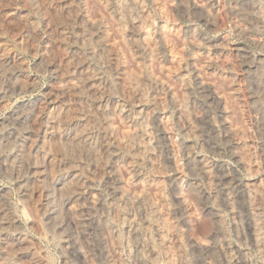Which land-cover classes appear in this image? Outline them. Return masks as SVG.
Returning a JSON list of instances; mask_svg holds the SVG:
<instances>
[{"label":"rangeland","instance_id":"rangeland-1","mask_svg":"<svg viewBox=\"0 0 264 264\" xmlns=\"http://www.w3.org/2000/svg\"><path fill=\"white\" fill-rule=\"evenodd\" d=\"M0 1V29L2 30L0 37L7 42L12 51L21 57L24 67L23 83L29 86V92L15 94L5 106L0 107V123L20 105L32 103L36 100L47 101L57 93L59 80L45 73L42 67L47 60L55 62L58 67L63 66L66 61L64 59V50L59 46L56 31L58 23L63 21V18L59 15V7L62 1L70 9V15L66 18V20H69V26L66 27V30L73 36V40L77 43L79 50L83 51L86 46V43H82L80 39L81 34L88 36V42L96 48L98 55L102 58L106 52L103 50L101 44L104 42L107 43L111 48V53H114L113 56L117 57L115 58L117 59L119 68L136 82V85L143 92V96L146 97L144 109L148 113H152L149 118L151 125L148 123L150 132L149 145H151L149 147L152 149V158L154 157L153 163L156 167L144 166L140 168L144 174L149 176V179L153 180L151 186L150 184L145 185L141 183L140 185L139 183L140 187L138 183L136 184L134 182L132 173L127 174V169L123 164V161L126 160V152L124 153V150L118 148L116 151L118 154L122 153L119 154L121 160L119 158L114 161L106 158V163L109 165V168H107V173L104 178L93 179L87 184L89 189L94 190L96 194L98 193L97 195L95 194V197L98 196V199L96 198L99 200L98 206L95 208V206L84 201L75 205L78 216L83 220L82 223L91 221L90 224L88 223L89 226L86 225L87 223L84 224V228L89 231L87 232L89 235L86 237L87 241L84 243L86 246L84 244L82 245V250L89 258L87 263H105V254L108 251L106 247L109 242L107 234L112 233V231L119 232L122 230L121 224L119 226L117 210L118 208H124L125 213L129 210V203L126 205L124 202L119 201L121 200L120 192L122 190L129 192L131 189L133 191L132 193L135 194H148L147 196H149V199L153 203L158 198L159 202L154 203L156 206H160L162 201H164L160 208L166 205L165 218L168 225L167 233L168 235L170 234V237L167 235V244H169L170 251L173 252L175 264H218L205 251H201L197 245V242L202 243V241L211 237L210 234L213 232L210 231L211 228V230H214V219L211 215L208 216L209 211L207 209L208 207L210 209V206L212 207L211 209L216 208L222 214L223 223L225 229H227L226 233H228L227 239L233 247L232 251H235V253L238 252V256L246 255L253 262L252 264H264V257L259 254V251L247 238L243 204L239 195L236 196V193L239 194L236 189L237 183L238 185H243L252 182L258 191L260 189L262 190L259 192L258 198L264 204V198L261 196L264 194V152L261 143L264 137V126H261V122L258 121L259 119H257L258 117L252 109L253 102L251 103L250 99L252 88L249 80H247V73L250 67L253 68L259 64L260 69L264 67L262 66L264 63V0H252L259 6L258 13L261 12V15L257 13V19L259 23L262 22L261 24H257L258 21L251 22L253 25H256H254V32L256 31V34L253 32V37L241 35L240 31L235 28L231 16L224 14V7L222 6H225L230 0H215V2L218 1L215 4L216 6H213V21L215 27H211L207 23L199 10L190 12L189 16L184 15L182 9L176 7L175 0H140L144 14L147 13L145 14L146 19L154 29H152L154 34L159 26L163 24V18L164 23H166L167 33L165 32L164 39L168 48L167 50H161L160 56L155 57L139 54L133 38L129 35L130 29L127 26L118 27L111 15V11L101 0ZM191 1L194 5L201 4H199L201 0ZM233 1L242 2V0ZM197 2L198 4H196ZM160 9L164 12V17L160 15ZM218 42L226 44V46H223V51L225 52L222 55L214 47L216 44H219ZM199 43L205 44V47H195V44ZM207 44L209 47H207ZM240 53H244L243 55H245L246 59ZM96 59L97 57H88V60L92 63V68L97 72L103 73V67ZM247 59H250V61ZM261 70H264V68ZM182 71L183 73L186 71V74L189 75V84L191 86L189 85L188 91L183 89L179 81L180 75L183 74ZM204 86H207V90L203 88ZM129 99L131 101L127 100V106L134 107L137 105L135 104L137 102L136 98L130 96ZM131 102H133V105ZM184 102L186 103L185 105L188 104L186 106L187 118L182 114L183 112L180 106ZM115 122L116 124L118 123L117 121ZM115 122L114 135L120 139L119 137L126 131V126L124 123H118L116 127ZM190 129L191 131H189ZM162 130L166 132L167 138L161 134ZM230 133L236 135L235 140L239 138L238 140L245 142L244 148L248 152L247 159H249L248 161L250 163L249 169L247 170L241 168L242 166L235 152V150L237 151V147L234 145L236 141L231 138ZM36 139L40 141L42 137L37 135ZM83 157H87L86 160L90 161V158L85 153ZM169 158H172L175 163L177 162L175 164L177 167L170 162ZM198 158L205 162L207 161V165L209 164V168L211 167L212 169H210V178L212 179H207L202 174L200 175V172L196 171L198 169L196 168L197 160L199 161ZM113 162H116L115 165L112 164ZM194 163L196 166L193 165ZM2 170L0 167V186L8 190L6 191L9 194V203L14 214L20 220V228L14 234L27 235V244L30 242L36 255L39 253V258L42 259L41 261L44 264H63L60 235L51 230L50 226L48 227L49 224L45 225L43 231L36 230L35 227L30 226V219H32L31 213L28 208L22 209L18 206L19 200L16 195L15 183ZM224 171L227 176L223 175ZM108 173L110 175L107 177ZM123 176L126 177V181H123ZM108 179H111L112 182H106L109 181ZM154 180L155 183H159L164 187L162 198L165 199H162V201L158 196L159 192L158 194L156 192L157 189ZM122 183H125V187ZM89 185L92 187H89ZM222 190H228L232 193L233 210L226 209L227 206L221 198ZM123 205L124 207H122ZM202 206L204 207L202 208ZM95 212H97L98 216L101 215L100 218L104 222L102 221L101 224L97 225L95 222H92L90 219L91 216L89 215ZM61 217L66 221L67 216L64 212L61 213ZM39 218H41L39 219L40 221L45 222V219L43 220L41 216ZM212 219L213 223L211 222ZM169 225L174 228L173 230L180 232L178 235H182L181 238L175 236L176 231L173 232L171 229V232ZM103 226L105 229H103ZM65 228L67 229L66 233L73 234L72 236H74L71 229ZM73 239L75 238L73 237ZM207 242H211V240H207ZM155 245L156 247L158 246L157 241H155ZM69 256L67 258L69 264H82V260H79L75 253H71ZM124 259V264L134 263L129 257H124ZM161 263L166 264L164 261H160L157 264Z\"/></svg>","mask_w":264,"mask_h":264},{"label":"bare ground","instance_id":"bare-ground-1","mask_svg":"<svg viewBox=\"0 0 264 264\" xmlns=\"http://www.w3.org/2000/svg\"><path fill=\"white\" fill-rule=\"evenodd\" d=\"M102 1L111 11V15L118 27L127 26L128 29H130L129 35L133 38L136 49L140 55L155 57L158 55L160 56L161 50H167L168 45L164 39L167 27L166 23H164V18L163 24L159 26L154 34L150 22L146 19L145 14L147 13L144 14L140 0H101V2ZM175 2L177 5L176 7H180L184 15L189 16L190 12L199 10L207 23L211 27H215L213 21V6L216 2L218 3V1L201 0V2H199V4L201 3L200 5H194L191 0H175ZM196 4H198V2ZM222 7H224V14L231 16L235 28L240 31L241 35L243 34L248 37L252 36L255 24L253 25L251 22L258 21L257 24L262 23L261 20V23H259L257 19L259 6L252 0H242V2L230 0ZM59 8V15L63 18V21L56 26L57 40L59 46L62 47L61 49L64 50V59L66 61L65 63L63 62V66L58 67L55 62L47 60L42 67L45 73L59 80V88L57 93L47 101L36 100L32 103L20 105L0 123V167L1 170L3 169L2 171L8 174L6 176H10L15 183L17 193L15 194L18 196L19 200L18 206L22 209L28 208L30 211L32 216V219H30V226L33 228L35 227L36 230L43 231L45 225L49 224L48 227L50 226L51 230L60 235L63 264H69L67 258L71 253H75L78 259L82 260V264H89L87 263L89 258L82 250V245L87 241V232H89L84 228V224H86L87 221L84 224L82 223L83 220L78 216L77 207H75V205L84 201L95 206V208L98 206V196L95 197L98 193L96 194L94 190L89 189L87 184L93 179L104 178L107 173V168H109V165L106 163V158L114 161L119 158L121 160L119 154L122 153H117L116 150L118 148L124 150V153L126 152V160L123 161V164L127 169V174L132 173L136 184L138 183L139 185L140 183L141 185V183H144L145 185L150 184L151 186L153 180L149 179V176L144 174L140 168L144 166L156 167L153 163L154 157L152 158V149L149 147L151 146L149 145V118L152 113L150 114L144 109L146 97L143 96V92L136 85V82L119 68L117 57L115 56V58L113 56L114 53H111L109 45L105 42L101 44L103 50L106 52L105 56L102 58L98 55L96 48L88 42V36L81 34L80 39L82 43H86V46L83 51H80L77 43L73 40V36L66 30V27L69 26V20H66V18L70 15V9L63 1ZM161 10L162 9L159 10V13L164 17V12ZM260 13L261 12L258 14L261 15ZM1 33L2 30L0 29V36ZM155 39H157V41H155ZM218 43L219 44H216L214 47L222 55L223 52H225L223 51V46H226V44L224 43V45L222 42ZM195 47L204 48L205 44H195ZM207 47H209L208 44ZM240 54L243 55L244 53ZM89 56L97 57L96 60H98L103 67V73L97 72L92 68V63L88 60ZM242 57L246 59L245 55ZM247 60L250 61V59ZM263 64L262 66H264ZM259 65H253L254 67H250L248 73L247 71L246 73L248 75L247 80H249L252 88V91L249 88L251 91V103L253 102L252 109L254 114L258 117V121L261 122V126H264V70H261L264 67L260 69ZM23 68L21 57L12 51L7 42L0 37V107L5 106L9 99L15 94L29 92V86L23 83ZM186 71H184L185 73L182 71L183 74L180 75L179 81L183 89L188 91L190 81ZM203 88L207 90V86ZM130 96L137 99L135 103L137 105L134 107L127 106L126 104L127 100L131 101L129 99ZM131 103L133 105V102ZM185 104L184 102V104L180 106L182 108V114L187 118L186 106L188 104ZM152 118L154 119V117ZM115 121L120 124L124 123L126 126V131L119 137L120 139L116 138L114 135ZM118 123L116 124L115 122L116 127ZM189 131H191V129ZM234 133H230L233 140H235L236 137ZM161 134L167 138L166 132H163V130ZM37 135H40L42 140L37 141ZM238 139L235 140L236 142L234 143L237 147V151L235 150L236 157L242 166L241 168L247 170L250 166L249 159H247L248 152L244 148L245 142ZM261 143L264 152V137ZM84 153L90 158V161L86 160L87 157H83ZM169 160L173 165L177 163H175L172 158H169ZM206 162L200 159L199 161L197 160L196 168L198 169L195 170L208 179L211 176V167L209 168V164L207 165ZM115 163L113 162L112 164L115 165ZM193 165H195V163ZM222 169L224 170V168ZM225 171L223 175L227 176V171ZM123 172L126 173L125 171ZM109 175L108 173L107 177ZM123 179V181H126V177ZM110 180L106 182H112V180ZM154 184H156V192L157 194L159 192L158 196L162 201V199H165L162 198L164 187L159 183H155V180ZM89 187L92 186L89 185ZM236 189L239 193H236V196L239 195L245 212L244 217L247 238L259 251V254L264 257V204L262 203L263 201H260L258 198L259 192L262 190L260 189V191H258L257 187L252 182L243 185H238L237 183ZM6 190L0 186V264H44L41 261L42 259L39 258V253L36 255L30 242L27 244V235L25 236L19 233L14 234V232L18 231L20 228V220L11 208L8 198L9 194H7L8 190ZM210 190L209 192H211ZM129 192L123 190L120 192L121 200L119 201L124 202L126 205L129 203V210L127 209V213L124 212V208V210L120 208L117 210L119 226L121 224L122 230L116 232L112 229L115 232L112 231V233L107 234L109 248L106 244L108 251L106 249L107 254H105L106 258L103 264H124V257H129L135 264H157L158 262L160 263V261H164L166 264H175L173 252L170 251L169 244H167L168 225L165 218L166 205L160 208L164 201H162L160 206L158 205L159 203L157 204L159 206L158 208V206L154 204L158 201V198L157 201L153 203L149 199V196H147L148 194H135L132 193L133 191H131V189ZM263 195L264 194L261 195L262 198H264ZM232 197L233 195L230 191L222 190L221 198L227 206L226 209L229 208L233 210ZM202 200L204 199L202 198ZM206 205L208 206V204ZM122 207H124V205ZM203 207L204 206H202V208ZM239 207L241 208V206ZM211 208L210 206V209L209 207L207 209L210 213H208V216L211 215L214 219V223L213 219L211 221L214 224V230H211L212 228L210 229V231L213 232L210 234L211 237L209 236L211 242H207V240L210 241L209 239L205 240L207 243L205 241H202V243L197 242L198 248L201 249V251H205V253L211 256L212 260L214 259L218 264H252L253 262H251L246 255L238 256V252L235 253V251H232L233 247L231 246V242L227 239L228 233H226L227 229H225L222 214H220L215 207V209ZM62 212L67 216L66 221L62 219L63 216L61 217ZM95 213H89L90 215H88L91 216L90 219L92 222H95L96 225L101 224L103 221L100 218L101 215L98 216L97 212ZM40 216L43 220L45 219L46 223L39 220L41 219L39 218ZM104 219L106 220V218ZM90 222L88 223L90 224ZM240 222L242 223V221ZM88 223L86 224L87 226H89ZM65 227L71 229L74 236H72L73 234L66 233L67 229ZM169 228L170 230L174 229L170 225ZM103 229H105L104 226ZM240 229L242 230L241 227ZM175 231L176 230H173V232ZM175 233L177 238H181L182 235H178L180 232L176 231ZM73 237L75 239H73ZM155 241L158 242L157 247ZM179 243L181 242L179 241Z\"/></svg>","mask_w":264,"mask_h":264}]
</instances>
